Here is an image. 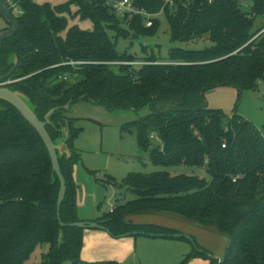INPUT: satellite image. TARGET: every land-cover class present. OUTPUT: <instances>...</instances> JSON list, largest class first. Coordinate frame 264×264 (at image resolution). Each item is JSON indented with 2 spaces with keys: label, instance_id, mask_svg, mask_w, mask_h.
I'll use <instances>...</instances> for the list:
<instances>
[{
  "label": "trees",
  "instance_id": "1",
  "mask_svg": "<svg viewBox=\"0 0 264 264\" xmlns=\"http://www.w3.org/2000/svg\"><path fill=\"white\" fill-rule=\"evenodd\" d=\"M129 1L146 13H162L172 42L206 37L211 46L173 48L168 53L170 64L117 65L137 59L119 53L116 40L155 35L157 19L151 20V27L143 26V15L118 22L103 0H70L57 6L11 2L19 28L2 43L0 77L16 65L5 87L24 95L40 121L56 108L45 127L53 143L62 139L60 130L68 121L70 157L59 158L66 189L58 219L60 184L49 153L36 130L11 104L0 100V264H26L42 245L48 250L33 264H117L82 262L84 229L68 226L81 221L73 178L79 161L73 141L81 129L74 127L76 119L67 117L63 106L80 100L134 112L150 106L151 113L125 127L135 129L141 149L152 148L153 163L193 170L177 176L131 174L124 187L135 199L88 222L117 238L136 232L131 236L184 240L164 227L124 221L137 211L170 213L215 226L228 236L222 262L211 259V264H264V136L240 116L227 118L220 110L207 108L205 100L207 91L216 87L242 92L264 80V34L257 37L264 28V0H173L172 6L163 0ZM242 2L251 5L244 10ZM72 6L75 16L93 24L91 31L68 28L66 15H71ZM257 20L262 23L256 26ZM108 31L115 33V40ZM158 103L169 109L156 111ZM153 137L159 139V149L152 146ZM196 168L204 169L210 180L195 175ZM60 222L66 226L60 227Z\"/></svg>",
  "mask_w": 264,
  "mask_h": 264
},
{
  "label": "rangeland",
  "instance_id": "2",
  "mask_svg": "<svg viewBox=\"0 0 264 264\" xmlns=\"http://www.w3.org/2000/svg\"><path fill=\"white\" fill-rule=\"evenodd\" d=\"M70 0H33L35 4L57 6ZM173 5V3H172ZM169 5V6H172ZM242 8L251 3L242 2ZM9 6L14 7V3ZM172 8V7H171ZM14 11V9H13ZM75 7H71V15H66L68 28L78 26L82 30L91 31L93 24L81 20L74 15ZM110 14L118 22L132 19L125 12L111 10ZM131 15V16H130ZM143 26L149 20L157 19L158 31L153 36H144L135 40L118 38L116 50L136 57L134 63L117 62V65L170 64L168 53L173 48L185 50H202L211 46L206 37L189 42H172L169 25L162 14L146 13L142 16ZM261 20L256 21L257 24ZM9 29V25L0 18V31ZM112 40L115 33L108 31ZM154 56V62L144 59ZM207 108L220 110L225 117L237 115L249 121L264 136V80L254 89L239 92L234 87L219 86L205 94ZM156 111H167L169 105L156 104ZM150 106L139 112L132 110H111L102 104H93L80 100L69 106L67 117L75 118L74 127L81 129L73 141L79 161L73 168V178L77 184V215L82 222L93 221L106 215L115 207L122 206L135 196L126 188L125 182L131 174H151L166 172L171 176L190 175L193 170L184 165L163 166L151 161V151L138 146L136 131L126 128L128 123L136 121L149 113ZM59 144V143H58ZM57 144V145H58ZM152 146L159 149V139L153 137ZM195 175L210 180L204 169L196 168ZM115 184L123 185L118 187ZM125 222L135 225H157L177 232L184 240H172L150 236L112 237L98 229H84L80 260L87 263L117 264H211L214 257L223 258L229 246V238L215 226L201 225L181 216L170 213L143 210L124 217ZM48 250L47 245L36 248L26 264L38 263L42 254ZM203 254L196 255V252ZM205 254V255H204ZM68 264V263H67Z\"/></svg>",
  "mask_w": 264,
  "mask_h": 264
},
{
  "label": "water",
  "instance_id": "3",
  "mask_svg": "<svg viewBox=\"0 0 264 264\" xmlns=\"http://www.w3.org/2000/svg\"><path fill=\"white\" fill-rule=\"evenodd\" d=\"M13 0H0V16L2 19L9 25V29L0 31V49L2 46V43L14 36L18 31V23L16 21L17 13L16 12H10L7 8V6L12 2ZM132 39L135 40L137 37L133 34ZM14 59V64H16L15 56L12 57ZM16 69V65L8 72L6 75L0 77V100H3L9 104H11L21 115L22 117L36 130L38 135L40 136L41 140L43 141L51 160L52 164V171L53 174H56L58 180H59V192H58V198H57V217L60 219L59 210L60 205L62 203V200L64 198L65 189H66V182L65 179L61 173V169L59 166V158H61L63 155H65L67 158L70 157V151L68 149V146L66 144V141L69 136V125L68 121L65 120V126L60 130L62 133V139L59 140L56 143H53L50 139L45 127L46 124L49 123V117L53 112H55L56 108L51 109L45 116L44 120L40 121L37 116L34 114L33 108L29 102V100L22 95L19 92L11 91L7 87H5L6 84H8L9 79L11 78L13 72ZM71 101H69L67 104L63 106L64 109H68L70 106ZM59 143V144H58ZM58 144V145H57ZM152 150V148H150ZM60 227L66 226L62 222L59 223ZM69 227L73 228H81V229H98L102 230L104 232H108L106 228L103 226L94 223V222H76L68 224ZM136 232L127 233L125 235H121L118 237H127L131 235H136ZM149 236H154L152 234H149ZM174 238H180L181 235H173ZM62 234L60 235L59 242L61 243ZM214 259V257H212ZM215 259L218 260V263L222 262L221 257H216Z\"/></svg>",
  "mask_w": 264,
  "mask_h": 264
},
{
  "label": "built area",
  "instance_id": "4",
  "mask_svg": "<svg viewBox=\"0 0 264 264\" xmlns=\"http://www.w3.org/2000/svg\"><path fill=\"white\" fill-rule=\"evenodd\" d=\"M105 2V4L112 8L113 10H116L117 12H125V13H129L131 14L132 16L134 15H146V12L144 10H139V9H136L132 6L131 2L129 0H120V1H112V0H103ZM164 1V4L165 5H172L173 3V0H163ZM12 9H14L13 12H17V9L14 8L13 6H11ZM130 15V16H131ZM152 26V21L149 20L147 23H146V27H151ZM264 34V28L259 32V34L257 35L260 36ZM223 147H225V145H223ZM235 181V180H233Z\"/></svg>",
  "mask_w": 264,
  "mask_h": 264
},
{
  "label": "crops",
  "instance_id": "5",
  "mask_svg": "<svg viewBox=\"0 0 264 264\" xmlns=\"http://www.w3.org/2000/svg\"><path fill=\"white\" fill-rule=\"evenodd\" d=\"M80 219V218H79ZM81 221H83V220H86V219H80Z\"/></svg>",
  "mask_w": 264,
  "mask_h": 264
}]
</instances>
